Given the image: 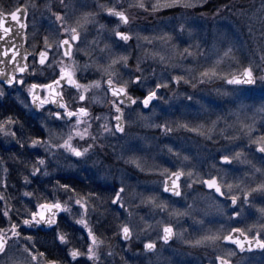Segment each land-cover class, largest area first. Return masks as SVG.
Segmentation results:
<instances>
[{
    "label": "snow or ice",
    "instance_id": "obj_1",
    "mask_svg": "<svg viewBox=\"0 0 264 264\" xmlns=\"http://www.w3.org/2000/svg\"><path fill=\"white\" fill-rule=\"evenodd\" d=\"M57 5L0 9V98L6 88L23 92L17 103L34 121L0 115V136L17 150L0 156V264H161L177 239L203 251L200 264H264V0ZM206 7L210 15L198 11ZM166 10V27L134 29L137 13ZM225 13L233 21L209 44L201 21ZM38 15L48 21L41 47ZM134 125L160 136L133 137ZM180 132L218 147L193 153ZM121 162L153 179L130 183Z\"/></svg>",
    "mask_w": 264,
    "mask_h": 264
},
{
    "label": "rangeland",
    "instance_id": "obj_2",
    "mask_svg": "<svg viewBox=\"0 0 264 264\" xmlns=\"http://www.w3.org/2000/svg\"><path fill=\"white\" fill-rule=\"evenodd\" d=\"M47 2L53 6V10H56V8L58 7L57 5V0H47ZM101 2H110V0H101ZM213 4L215 5H220L223 3H228L229 0H212ZM233 2L237 5V6H245L248 7L249 5H252L254 7H259V3L260 0H233ZM18 3V0H3L1 1V4L4 6L9 5V8H13L16 4ZM89 4H91V0H89ZM214 10L212 8H208L206 7L205 9H201L198 11H205L206 13H208L210 15L211 11ZM135 11V10H133ZM173 14L172 10H166L162 13L159 14V16L156 19H153L152 17H148V16H144L143 14L137 13L138 19L136 20V23L134 25V29L135 30H143L145 28H160V27H166V25H162L160 24V19H167L168 17H170ZM45 17L47 16V13L44 14ZM178 15V13H177ZM101 22L102 23H106L108 24L109 27H111V23H109V21L107 19H105L103 16L100 17ZM233 17L227 13L224 14V18L223 19H218L215 22L211 21V20H207V21H201L202 25H203V31L207 37L208 43L211 44L212 42V31L214 30V28H223L224 25L229 24L233 21ZM47 23L48 21L46 19L41 18L39 15L36 18L35 21V28L38 30L37 34H36V40L35 42L37 43V47H41L42 46V35H43V28L47 27ZM257 27H259V25H257ZM245 32V35L241 37V39H247L246 36V30H242ZM29 38L32 39L31 42V46L34 43V39H33V21L31 20V14L29 16ZM91 38V37H90ZM30 46V48L32 49V47ZM33 50V49H32ZM136 52L135 50L132 51V56L135 57ZM77 60H79L81 62V64L84 63V59L86 58H82L81 56H77L76 57ZM131 62V61H130ZM91 71V70H90ZM92 78V77H90ZM212 86H209V88H211ZM181 91H183V89H181ZM189 92H191V89H188ZM6 95L3 98H0V105H5L6 103V99L11 98L14 100V104L17 107H21L22 106L20 104L17 103V97H19L20 99H23V92H17L14 89L9 90V89H5ZM202 96H204L206 99H213L215 97V93H210L208 91V89H205L203 91V93H201ZM222 101H220L219 99H217V103H221ZM97 109H99V106H96ZM193 115H195V110H192ZM5 113L4 110H1V115H3ZM8 113V112H7ZM30 115V114H29ZM176 115H179V113H176ZM173 118V117H170ZM137 127V135L141 136V137H152V136H160V133L157 129H153V128H145V127H141L139 125H136ZM136 135V136H137ZM182 139H184V147L186 148H190L191 151L193 153H197V143H196V139L194 137H191V139H186V135L183 132H180L178 134ZM135 137V136H134ZM0 140L1 141H5L6 139L2 136H0ZM137 143H139V141H136ZM160 142H167L164 140L163 137H160ZM113 144H116V141H112ZM156 141H153L152 144L155 145ZM148 151L150 152V154H154V149H148ZM63 160V159H61ZM62 163H66V161H61ZM121 166L124 167L128 174L131 176H134L135 179L130 181V183H137L139 182L141 185L145 184V182L150 181L153 179V177L149 176V175H145L142 173H138L135 172V170L132 171V173L130 172V170H132L131 166H125L122 164L121 162ZM189 203H191L192 201H189ZM197 203L199 205V207L203 208L204 202L200 199L199 196H197ZM177 207H183V204H177ZM200 218V217H198ZM187 219V218H185ZM208 219H213V217H208ZM190 223V221H189ZM188 224H185L184 226H186ZM189 231H191V229H189ZM175 250L177 252L180 253V255L178 257L173 256V251ZM199 252V253H198ZM200 252H203L200 249H192V248H188L186 245H184L180 240H174L173 243H171L170 247H164L162 249V254L161 257H172V259H179V260H183L185 262V264H200L201 260H200ZM198 253V255L196 254ZM154 258V257H153ZM155 259V258H154ZM165 262V259H164Z\"/></svg>",
    "mask_w": 264,
    "mask_h": 264
},
{
    "label": "flooded vegetation",
    "instance_id": "obj_3",
    "mask_svg": "<svg viewBox=\"0 0 264 264\" xmlns=\"http://www.w3.org/2000/svg\"><path fill=\"white\" fill-rule=\"evenodd\" d=\"M1 1H3V0H0V9H9V5L4 6V5L1 4ZM28 31H29V27L27 28V38H28L27 46H28L29 50L32 52L33 50L30 48V46H31L30 44L32 42V39L29 38ZM50 58H51V54H50ZM6 103L7 104H5L3 106H0V113H1V110H4L5 113L8 112L9 114H14V115L20 116L21 120L25 122L26 127H27V125L34 123V121L31 118V116L25 114V110L24 109H21V107L15 106L13 99H11V98L8 99L7 98L6 99ZM130 134L133 137L137 135V127H136V125H134L130 129ZM194 138L196 139L197 152H198L199 155L207 157V156H209L210 153H215L216 147H218V146H213L210 143L200 141L196 137H194ZM205 149H207V151H205ZM16 151L17 150H16L15 146L9 140H5V141H1L0 140V156H3L5 159H7L10 155L15 153ZM61 159H63V158H61ZM61 161H64V160H61ZM133 170L134 169L130 170V172L132 173ZM84 174H86V173H84ZM15 177H16V174L13 172L12 173V182H15ZM29 190H31V189H29ZM201 192H203L202 189H201ZM192 196H196V193H191L189 195V201H192ZM146 211H147V209H142L141 210V214L143 215ZM185 227H188V225H186ZM42 237H43V233H41V238ZM113 242H114V245L116 246V251L120 252L119 241L118 240H114ZM133 251H135V248H133ZM198 253L197 254L195 253V254L198 255ZM200 253H201L200 254V257H201L200 260H202V257L204 256V253L203 252H200ZM121 254L124 255L126 253H121ZM117 259H119V258L117 257ZM161 264H165L164 257H161Z\"/></svg>",
    "mask_w": 264,
    "mask_h": 264
},
{
    "label": "water",
    "instance_id": "obj_4",
    "mask_svg": "<svg viewBox=\"0 0 264 264\" xmlns=\"http://www.w3.org/2000/svg\"><path fill=\"white\" fill-rule=\"evenodd\" d=\"M27 33V29L25 30ZM27 42H28V38H26L25 42H24V47L28 49L29 52H31L27 46ZM19 75V74H18Z\"/></svg>",
    "mask_w": 264,
    "mask_h": 264
}]
</instances>
